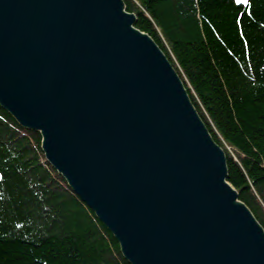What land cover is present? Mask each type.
<instances>
[{"label":"water","instance_id":"1","mask_svg":"<svg viewBox=\"0 0 264 264\" xmlns=\"http://www.w3.org/2000/svg\"><path fill=\"white\" fill-rule=\"evenodd\" d=\"M124 0H0V106L130 264H264V228Z\"/></svg>","mask_w":264,"mask_h":264},{"label":"trees","instance_id":"2","mask_svg":"<svg viewBox=\"0 0 264 264\" xmlns=\"http://www.w3.org/2000/svg\"><path fill=\"white\" fill-rule=\"evenodd\" d=\"M183 80L228 181L264 228V0H124ZM41 135L0 106V264H130L46 161Z\"/></svg>","mask_w":264,"mask_h":264},{"label":"snow or ice","instance_id":"3","mask_svg":"<svg viewBox=\"0 0 264 264\" xmlns=\"http://www.w3.org/2000/svg\"><path fill=\"white\" fill-rule=\"evenodd\" d=\"M235 2L237 4L243 5V4H246L248 2V0H235Z\"/></svg>","mask_w":264,"mask_h":264}]
</instances>
